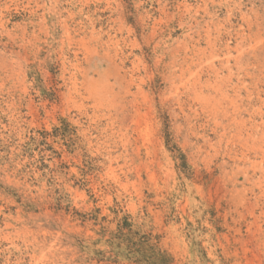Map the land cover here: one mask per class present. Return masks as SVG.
Instances as JSON below:
<instances>
[{
  "label": "rangeland",
  "instance_id": "obj_1",
  "mask_svg": "<svg viewBox=\"0 0 264 264\" xmlns=\"http://www.w3.org/2000/svg\"><path fill=\"white\" fill-rule=\"evenodd\" d=\"M263 186L264 0H0V264H264Z\"/></svg>",
  "mask_w": 264,
  "mask_h": 264
},
{
  "label": "bare ground",
  "instance_id": "obj_2",
  "mask_svg": "<svg viewBox=\"0 0 264 264\" xmlns=\"http://www.w3.org/2000/svg\"><path fill=\"white\" fill-rule=\"evenodd\" d=\"M211 61V60H210ZM211 63H213V62H211ZM211 67V66H210ZM190 68V67H189ZM213 70V69H212ZM214 71V70H213ZM202 72V71H201ZM185 77V76H184ZM201 79V78H200ZM198 83V82H197ZM221 105V104H220ZM227 110V109H226ZM246 129V128H245ZM260 182V181H259ZM262 187V186H261ZM264 187V186H263Z\"/></svg>",
  "mask_w": 264,
  "mask_h": 264
}]
</instances>
